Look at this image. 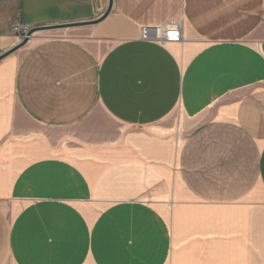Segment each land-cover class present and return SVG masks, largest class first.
<instances>
[{
	"label": "crops",
	"instance_id": "obj_1",
	"mask_svg": "<svg viewBox=\"0 0 264 264\" xmlns=\"http://www.w3.org/2000/svg\"><path fill=\"white\" fill-rule=\"evenodd\" d=\"M109 5L0 0V264H166L158 205L216 229L264 195V0H113L18 47Z\"/></svg>",
	"mask_w": 264,
	"mask_h": 264
},
{
	"label": "rangeland",
	"instance_id": "obj_2",
	"mask_svg": "<svg viewBox=\"0 0 264 264\" xmlns=\"http://www.w3.org/2000/svg\"><path fill=\"white\" fill-rule=\"evenodd\" d=\"M173 136L179 145L181 134ZM158 208L173 233L166 264H264V195L261 200L217 207L216 229L205 221L215 215L212 210L173 202Z\"/></svg>",
	"mask_w": 264,
	"mask_h": 264
},
{
	"label": "built area",
	"instance_id": "obj_3",
	"mask_svg": "<svg viewBox=\"0 0 264 264\" xmlns=\"http://www.w3.org/2000/svg\"><path fill=\"white\" fill-rule=\"evenodd\" d=\"M31 26L27 24H23L20 27L16 28L21 32L20 37L21 40L25 38V36L31 30ZM155 31L151 30V27L144 26L141 30V38L145 40H152L160 43L165 42H174L179 41L182 35V22L180 19H173L169 22L154 27Z\"/></svg>",
	"mask_w": 264,
	"mask_h": 264
},
{
	"label": "water",
	"instance_id": "obj_4",
	"mask_svg": "<svg viewBox=\"0 0 264 264\" xmlns=\"http://www.w3.org/2000/svg\"><path fill=\"white\" fill-rule=\"evenodd\" d=\"M112 6H113V0H110V5L108 7V9L106 10V12L103 14V16L98 19V20H93L91 22H79V23H71V24H61V25H54V26H39V27H33L31 28V30L29 31V33L25 36V38L23 39V41L19 44L18 47L25 45L27 42L30 41V39L32 38L33 34L35 33V31L39 30V29H45V28H59V27H69V26H74V25H80V24H84V23H92V22H98L99 20H102L103 18H105L106 16L109 15V13L112 10ZM152 31H155L154 27H151Z\"/></svg>",
	"mask_w": 264,
	"mask_h": 264
}]
</instances>
